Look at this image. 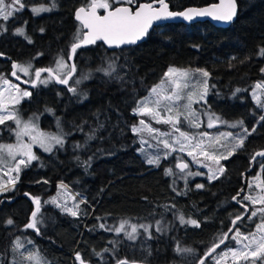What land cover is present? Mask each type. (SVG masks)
Returning a JSON list of instances; mask_svg holds the SVG:
<instances>
[{
	"label": "trees",
	"instance_id": "obj_1",
	"mask_svg": "<svg viewBox=\"0 0 264 264\" xmlns=\"http://www.w3.org/2000/svg\"><path fill=\"white\" fill-rule=\"evenodd\" d=\"M217 1L170 0L169 3L172 11H182ZM24 2L30 7L48 4L50 0ZM84 2L56 0L57 12L36 16L30 9H23L9 21H0L8 30L0 34V75L32 93L18 105L20 114L29 118L33 113H43L40 115L42 126L51 130L55 117L44 112L45 107H50L62 118L64 130L71 133L62 149L41 154L39 161L20 172L14 188L7 187L0 193V264H11L13 260L17 264H29L12 251L16 237L22 242L25 237L34 241L39 255L48 264H79L75 260L77 252L88 264H116L117 259L125 257L137 264H198L205 252L228 231L232 219L243 212L233 197L243 188L245 191L238 197L243 200L250 178L260 166L261 159L252 161V156L264 150V122L257 124L264 111L257 107L251 92L257 82H264V56L259 54L264 48V0H237L238 16L229 28H217L210 22L164 24L155 27L145 42L133 47L110 51L104 44L96 43L78 49L73 79L82 71L93 73V78L83 81L78 88L88 94L83 102L55 83L30 88L13 78V62L21 65L31 62L34 69L49 67L58 55L68 52L73 36L81 29L74 13ZM143 2L148 0H138L137 4ZM100 12L103 13L102 9ZM21 25H25V35L13 34ZM25 36L33 42L29 43ZM114 56L118 58L116 72L122 80L95 71ZM170 67L208 70L212 109L225 120H243L249 131L256 126L243 147L223 161L225 171L221 177L213 182L202 181L204 188L195 187L199 181L187 185L178 181L179 170L174 167V160L177 155L186 160L185 154L173 153L161 160L159 167L146 164L139 154L138 137L130 131L140 120V116L133 114L137 99L145 97ZM237 88L241 92L235 93ZM97 113L104 128L97 131V138L87 148L74 151L73 144H83L85 140L84 132L77 131L75 126L87 121L85 131L95 127L99 122ZM10 125L13 128L12 121L0 125L5 131L0 143L14 141L12 132L6 130ZM89 156L92 157L90 166L85 168L81 161ZM166 168H172L174 178L165 174ZM61 183L86 201L80 204L78 216L44 203L57 196ZM26 192L41 200L44 223L40 235L31 229L24 231L34 210L32 200L24 195ZM248 211L250 214L252 208ZM181 214L185 219L197 220L200 226L181 224ZM8 218L14 225L6 226ZM257 219L249 221L245 215L236 227L241 232L252 230ZM121 220L153 225L159 221L167 230L157 232L153 227L152 239H145L141 233L137 240L130 241L123 234L118 236L99 227L100 224L118 225ZM177 241L191 251L177 253ZM233 246L230 233L229 240L204 264H217L218 254Z\"/></svg>",
	"mask_w": 264,
	"mask_h": 264
},
{
	"label": "snow or ice",
	"instance_id": "obj_2",
	"mask_svg": "<svg viewBox=\"0 0 264 264\" xmlns=\"http://www.w3.org/2000/svg\"><path fill=\"white\" fill-rule=\"evenodd\" d=\"M156 4H159V7H156ZM25 7L24 0H0V21H7L14 13L22 11ZM56 7V0H50L48 6L42 4L40 7H32L30 10L33 14L39 15L41 12L52 11ZM101 9L105 14H100L99 10ZM236 15L237 0H219V3L203 8H188L180 12L170 11L165 0H148L146 3L139 4H137V0H85L84 6L77 8L74 13L75 19L80 22L81 29L73 36L68 52L58 55L53 65L49 67L34 69L31 62L24 65L13 62L14 70L11 72V76L19 80L20 76L17 75V72H19L24 76L31 77L29 81L25 82L30 83L32 87H36L37 84L47 86L50 82L64 85L68 92L79 98L78 102H83L87 99L88 94L83 89L78 91V88L83 81L93 78V73L82 71L76 79H73L77 72L75 59L78 49L94 45L97 41H103L113 48L135 44L148 34L155 21L175 17L192 21L196 17H211L213 20L228 23L232 22ZM4 31H6V25L0 23V33ZM40 31L43 32L44 29L41 28ZM13 34L25 35V30L23 27L17 28ZM25 39L29 43L32 42L28 36H25ZM194 47L199 46L194 45ZM259 54L264 56V48L260 49ZM117 63V57H110L95 71L102 73L104 76L122 80L123 77L116 72ZM44 73H47V75L44 76ZM114 73L116 75L113 77ZM210 77L211 74L206 69L170 67L161 80L150 88L145 97L137 99L133 114L140 117L147 116L151 122L140 119L137 124L131 126L130 131L138 137L139 151L145 155L147 164L159 167L160 161L167 159L173 153L186 154V156L192 158L191 163L207 168V179L211 182L218 179L225 171V168L220 165V160L228 159L236 149L243 147L247 136L256 131L255 125L249 131L244 126L243 120L229 123L214 112L201 111L193 107L194 103L199 104L201 101L207 104L206 96L209 91L208 80ZM6 92L8 93L7 96L5 95ZM239 92H241V89L237 88L235 93ZM31 95L30 91L21 90L18 85L12 84L9 79L0 75V125H5L8 121H12L15 125L14 129L11 125L6 129L9 132H14L15 143H0V172L8 177L5 185L11 184L13 188L19 180L22 168L29 167L32 161L39 159L33 152V146H38L44 152L52 153L53 149H62L66 143V137L71 134L64 130L62 118L56 116L54 109L50 107H45L44 112L55 117V132L40 129L39 116L43 113H33L25 120L15 106L20 103L23 97H30ZM251 95L257 107L264 110V101L261 99V96H264V82H257ZM96 115L99 122L95 127H90L88 131L84 129V124L87 121L75 126L77 131L84 132L85 140L83 144H73L74 151L87 148L89 142L97 138V131L104 128V122L99 119V113ZM204 117H206V125ZM182 120L187 127L197 130L205 126L207 129H212L225 125L231 129L239 128L241 131L235 134L230 131L215 134L208 131L190 132L181 127ZM260 122H264V113L259 116L257 124ZM153 123L167 125L168 129L161 130L153 127ZM3 130L0 129V131ZM25 137H27V141ZM224 142L230 144L231 148L227 152H220L219 149L225 146ZM149 149H154V151H149ZM257 156L264 157V150L256 151L252 156V161H255ZM76 159L79 160V156ZM91 159L92 157L89 156L86 160L81 161L85 168L90 166ZM189 164L190 162L186 161L182 155L175 157L174 167L179 170L176 175L184 180L185 185H187L189 177L204 175L199 171L192 170ZM259 171L264 172V163H261ZM10 173H15V175H10ZM165 174L174 175L172 168H166ZM250 180L254 183L248 184V191L243 196V200L238 199L240 192L245 191L243 188L233 197L240 204L243 212L232 219L228 231L224 232L205 252L204 256L199 259L198 264H204L208 256H211L217 248L225 244L229 240L230 233L231 240L235 244L232 248L223 251L222 255L218 254L215 258L217 264L220 260L229 256L232 259V264H240L241 260L245 264H264V180H261L259 175L251 177ZM195 187L204 188V185L197 184ZM253 188L258 191L253 192ZM59 189L57 197L44 203L53 204L63 212L78 216L80 214V204L86 201L82 197L77 201L76 195L78 193L68 192L67 186L63 183L59 185ZM0 190H5V186H0ZM173 190L175 191V189ZM24 195L28 196L35 205L30 214L29 222L24 225V231L31 229L36 235H40L41 226L44 223L41 215V200L39 197L31 196L27 192ZM69 199L73 201L71 206L68 204ZM244 201L248 203L245 204ZM256 205H261V207H256ZM172 207L174 208L175 205ZM250 207L252 211L249 214ZM245 215L248 216L249 221L253 218L258 219L252 230L241 232L236 224L237 221L243 220ZM179 221L181 224L194 227L200 226L197 220L185 219L182 214L179 215ZM5 224L6 226H12L14 221L8 218ZM99 227L118 236L123 233L124 237L130 241L137 240L141 233L144 234L145 239H152L153 227L157 232L167 230L166 227L161 226L159 221L153 225L121 220L118 225L100 224ZM233 229H235L234 232ZM112 243H119V241H113ZM27 245L32 247L28 248ZM12 251L19 253L21 258L28 261L29 264H47L43 257L39 255V250L36 249L34 241L27 237L24 238L23 242L20 237H16ZM104 251L109 250L105 249ZM175 251L183 254L190 252L191 249L181 247L180 242L177 241ZM97 255L101 254L98 253ZM75 260L79 264H88L79 252L75 254ZM11 264H17V261L13 260ZM116 264H137V262L125 257L117 259Z\"/></svg>",
	"mask_w": 264,
	"mask_h": 264
},
{
	"label": "rangeland",
	"instance_id": "obj_3",
	"mask_svg": "<svg viewBox=\"0 0 264 264\" xmlns=\"http://www.w3.org/2000/svg\"><path fill=\"white\" fill-rule=\"evenodd\" d=\"M137 3H138V0H137ZM49 5V3L48 4H45V6H48ZM32 7H40V6H36V5H34V6H30V7H25L24 9H31ZM58 11V5H57V7L55 8V9H53L52 11H49V12H41L39 15H36V16H42V15H48V14H51V13H54V12H57ZM21 12V11H20ZM20 12H16V13H20ZM16 13H14V15L12 16V17H10L7 21H9L10 19H12L14 16H15V14ZM21 27H23L24 28V30H25V32H26V28H25V25H21V26H19L18 28H21ZM17 29V28H16ZM7 29H6V31H4L3 33H0V34H6L7 33ZM14 32V31H13ZM24 36V35H23ZM31 41L33 42V40L31 39ZM31 42V43H32ZM189 69V68H188ZM19 73V72H18ZM264 73V72H263ZM19 75H21V76H24L22 73H19ZM24 78H25V80H27V81H29L30 79H31V77H29V76H24ZM12 84H15V83H13V82H11ZM49 84H51V82L49 83ZM48 84V85H49ZM208 84H209V80H208ZM15 85H17V84H15ZM40 85H43V84H40ZM44 86V85H43ZM28 91H30V90H28ZM31 92V91H30ZM5 95L7 96L8 95V93L6 92L5 93ZM209 95H210V91H208V94H207V96H206V100H207V104H204V102L203 101H201L199 104H193V107L194 108H196V109H198V110H201V111H211V112H214L215 114H217L213 109H212V107H211V105H210V103H209ZM28 97H23L22 99H21V101H20V103L23 101V100H25V99H27ZM253 98V97H252ZM261 99H262V101H264V96H261ZM254 100V99H253ZM255 102V101H254ZM19 103V104H20ZM18 104V105H19ZM18 105H16L15 107L18 109ZM264 111V110H263ZM217 115H219V114H217ZM220 116V115H219ZM221 117V116H220ZM222 118V117H221ZM25 120H27L28 118H24ZM140 119H145L146 121H149V122H151L150 121V118L149 117H147V116H145V117H140ZM204 119V121H205V125H206V117H204L203 118ZM223 119V118H222ZM223 120H225V119H223ZM226 121H228V120H226ZM235 121H237V120H235ZM229 123H231V122H234V121H228ZM244 122V121H243ZM48 126H50V123H48L47 124ZM39 126H40V129L41 130H43V131H51V132H55L56 131V127H55V123L53 124V127H54V129H51V130H48V129H46V128H44L43 126H42V122H41V116H39ZM244 126H246V124L244 123ZM153 127H156V128H159V129H161V130H167L168 129V126L167 125H164V124H155V123H153ZM181 127L182 128H186V130H188V131H190V132H197V131H208V132H210V133H213V134H215V133H217V132H222V131H230V132H233L234 134L235 133H238V132H240L241 130L239 129V128H236V129H231V128H228L227 126H225V125H221V126H219L218 128H212V129H207L206 128V126L205 127H202L201 129H199V130H197V129H193V128H190V127H187L185 124H184V121L182 120L181 121ZM247 127V126H246ZM15 128V125L13 126V129ZM4 133H5V131L3 130V131H0V138H1V136H3L4 135ZM12 134H13V136H14V132H12ZM25 140L27 141V137H25ZM4 144H7V143H15V136H14V141L13 142H3ZM224 144H225V146L223 147V148H220L219 149V151L220 152H227V151H229L230 150V148H231V145L230 144H228L227 142H224ZM240 148H238V149H236V151L234 152V154L239 150ZM55 149H53V151H54ZM149 151H154V149H149ZM33 152L39 157V159L41 158V154H44V155H48V154H50V153H48V152H44L42 149H40L38 146H33ZM139 154H140V156L142 157V159L144 160V162L146 163V157H145V155L144 154H142L140 151H139ZM233 154V155H234ZM186 155V154H185ZM233 155H231V156H233ZM230 156V157H231ZM229 157V158H230ZM18 159H19V157H18ZM39 159H37V160H34V161H32L31 162V165L32 164H34L35 162H37V161H39ZM191 157H188L187 156V159H186V161H189L190 162V164H189V166H190V168L192 169V170H194V171H199V172H201V173H203L204 175H199V176H195V177H189L188 178V182H187V184H190L191 182H197V181H199L198 182V184H203L202 183V181H204V180H207L208 181V179H207V175H208V170H207V168H203V167H200L198 164H195V163H191ZM225 159H221L220 160V165H222V163H223V161H224ZM161 162V161H160ZM209 163H211V162H209ZM147 164V163H146ZM30 165V166H31ZM149 165V164H148ZM223 166V165H222ZM24 168H22V170H23ZM174 173V172H173ZM223 174V173H222ZM221 174V175H222ZM10 175H15V173H10ZM182 175V174H181ZM221 175L219 176V178L221 177ZM255 175H259L260 176V179L261 180H263V174H262V172H258L257 174H254L253 176H255ZM172 178H174V175H172L171 176ZM7 179H8V177L7 176H4L3 175V172H0V186H5V188H7V187H11L12 185L11 184H7V185H5V182L7 181ZM179 180V182L180 183H182V184H184L185 185V182H184V180L183 179H180V178H178ZM215 180H217V179H215ZM215 180H213V181H215ZM213 181H211V182H213ZM177 182V181H176ZM209 182V181H208ZM250 183H254L253 181H251L250 180ZM17 185V182L15 183V185L14 186H16ZM255 188H253V190H254ZM3 190H0V193L2 192ZM60 191V190H59ZM256 191H258L257 189H256ZM68 192H70V193H72V194H74L73 192H71L70 190H68ZM177 192H179L178 190H177ZM55 197H57V196H55ZM58 199H60V198H58ZM76 200L78 201V200H80V198L76 195ZM61 202H62V199H61ZM72 203H73V201L71 200V199H69L68 200V204H69V206H71L72 205ZM256 207H261V205H256ZM121 234H123V233H121ZM233 244H235V242L233 241ZM27 247L28 248H31V246H28L27 245ZM229 248H232V247H229ZM229 248H227V249H225V250H228ZM224 250V251H225ZM222 253H223V251L222 252H220V255H222ZM41 256V255H40ZM42 257V256H41ZM44 259V258H43ZM46 262H47V264H48V261L46 260V259H44ZM219 264H232V259H231V257L229 256V257H227V258H225V259H223V260H220L219 261ZM240 264H245V262L243 261V260H241L240 261Z\"/></svg>",
	"mask_w": 264,
	"mask_h": 264
},
{
	"label": "water",
	"instance_id": "obj_4",
	"mask_svg": "<svg viewBox=\"0 0 264 264\" xmlns=\"http://www.w3.org/2000/svg\"><path fill=\"white\" fill-rule=\"evenodd\" d=\"M169 1H170V0H165V2L168 4V8H169V10L172 11L171 8H170V3H169ZM143 3H146V2H143ZM216 3H219V0H218ZM210 5H211V4H210ZM155 6H156V7H159V4H156ZM207 6H209V5H207ZM203 7H206V6H203ZM203 7H188V8H203ZM188 8H186V9H184V10H187ZM184 10H182V11H184ZM99 11H100V10H99ZM102 11H103V10H102ZM175 12H180V11H175ZM100 14L103 15V14H105V13H104V11H103V13L100 12ZM237 16H238V4H237V15H236V17L234 18V20H233L232 22H228V23L220 22V21L213 20L211 17H196V18H194L192 21H186V20H184L182 17H175V18H170V19H167V20H161V21H155V22H153V25H152V27L149 29L148 34H147L143 39L137 41L135 44H131V45H122V46L119 47V48H113V47H109V46H108L107 44H105L103 41H97L96 43H102V44H104V46H105L108 50H110V51H115V50H119V49H123V48L133 47V46H135V45H137V44H139V43H143V42H145V41L147 40V38H148L150 32H151L155 27H157V26H161V25H164V24H185V25H192V24H195V23L210 22L212 25H214V26L217 27V28H229V27H231V26L235 23V21H236V19H237ZM76 21H77V20H76ZM78 22H79V21H78ZM79 23H80V22H79ZM84 31H86V30H84ZM96 43H95V44H96ZM95 44H94V45H95ZM89 46H92V45H88V46H85V47H89ZM85 47H82V48H85ZM3 58H4L6 61L9 60V58L6 57V56H3ZM13 70H14V69H13V64H12V71H13ZM74 76H75V75H74ZM13 78H15V77H13ZM15 79H16V78H15ZM18 81L21 82V83H23V84H25V85H29V84L26 83L24 80L19 79ZM37 85H38V84H37ZM57 85H58V86H61V87H65L64 85H60V84H57ZM29 86H30V88H35V87H32L31 84H30ZM262 158H264V157H259V156H257V157L255 158V161H256V160H259V159H262ZM34 207H35V205H34ZM223 245H224V244H222L221 246H223ZM208 257H209V256H208ZM205 260H206V259H205Z\"/></svg>",
	"mask_w": 264,
	"mask_h": 264
},
{
	"label": "flooded vegetation",
	"instance_id": "obj_5",
	"mask_svg": "<svg viewBox=\"0 0 264 264\" xmlns=\"http://www.w3.org/2000/svg\"><path fill=\"white\" fill-rule=\"evenodd\" d=\"M260 160V159H259ZM258 161V160H257ZM260 165H261V163H264V158H262L260 161ZM259 169H260V166L258 167V169L256 170V172H255V174H257L258 172H259ZM262 174H263V180H264V172H262Z\"/></svg>",
	"mask_w": 264,
	"mask_h": 264
}]
</instances>
